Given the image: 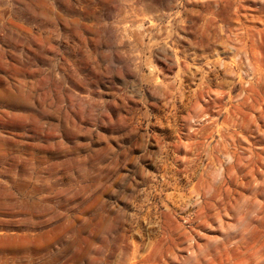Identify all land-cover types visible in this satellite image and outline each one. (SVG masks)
Listing matches in <instances>:
<instances>
[{"label":"rangeland","instance_id":"obj_1","mask_svg":"<svg viewBox=\"0 0 264 264\" xmlns=\"http://www.w3.org/2000/svg\"><path fill=\"white\" fill-rule=\"evenodd\" d=\"M0 264H264V0H0Z\"/></svg>","mask_w":264,"mask_h":264}]
</instances>
